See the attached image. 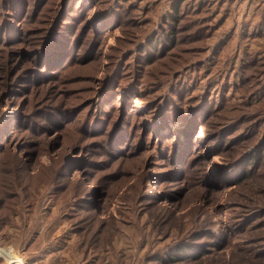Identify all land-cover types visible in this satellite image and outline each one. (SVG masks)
<instances>
[{"label":"rangeland","instance_id":"rangeland-1","mask_svg":"<svg viewBox=\"0 0 264 264\" xmlns=\"http://www.w3.org/2000/svg\"><path fill=\"white\" fill-rule=\"evenodd\" d=\"M169 1L0 0L3 264H168L209 245L179 263L264 264V157L231 177L263 136L264 0H209L224 24L172 59L142 51ZM72 227L86 254L63 244Z\"/></svg>","mask_w":264,"mask_h":264},{"label":"trees","instance_id":"trees-1","mask_svg":"<svg viewBox=\"0 0 264 264\" xmlns=\"http://www.w3.org/2000/svg\"><path fill=\"white\" fill-rule=\"evenodd\" d=\"M225 3L224 1H217L212 3V7L215 8L214 13L211 12L208 7L210 4L209 0H170L165 4L168 7L166 10V19L162 28L155 32L151 39L149 38L148 42L145 44V48L142 51L146 50V54L154 55L164 52L165 54L168 51V55H170V59L176 54H172V48H176L177 50L183 48V54L193 53L192 51H196L197 47H203L206 44V41L222 24H224L223 16H220L219 12H216L217 8H219L220 4ZM216 12V13H215ZM224 12V11H223ZM226 13V12H225ZM190 19H194L191 21ZM214 22L215 26H212L211 23ZM264 24V22L262 23ZM262 25L260 24V28ZM168 48V50H167ZM144 53V54H145ZM201 52H194V55H197L193 58L202 57L199 54ZM145 54V55H146ZM163 55V54H162ZM181 55V54H180ZM177 56V55H176ZM179 56V55H178ZM182 56V55H181ZM260 64V66H258ZM254 71L251 73L253 75L264 76V61L256 62L252 67ZM260 124H256L257 129ZM238 126V123H237ZM243 130H247V128L243 127ZM263 136L253 145L255 149L251 154V158L246 163L240 162L239 165L235 167L233 170V175L231 177H239V179L243 180V177L246 176L247 170L252 167L256 156H259L258 163L264 157V127H263ZM257 131H253L252 136H254ZM239 175V176H238ZM228 178V177H227ZM64 235L63 244L67 245L70 242V237L74 235H78L82 238L78 247V254H80L83 250V254H86V250L88 248L87 242H83V238L89 239L88 233L81 232L79 228L72 227ZM215 246L209 245L201 251H197L193 253V255H185L181 246L177 247L174 251L170 252L167 256H164V260L169 262L168 264H180L179 262H192L193 260H197L200 257L202 258L205 253H209ZM53 248V247H52ZM160 263L149 262L148 264H163L160 260H153ZM90 264L89 262H87Z\"/></svg>","mask_w":264,"mask_h":264},{"label":"crops","instance_id":"crops-1","mask_svg":"<svg viewBox=\"0 0 264 264\" xmlns=\"http://www.w3.org/2000/svg\"><path fill=\"white\" fill-rule=\"evenodd\" d=\"M7 255V254H6ZM0 264H3V262L1 261V258H0ZM5 264V263H4Z\"/></svg>","mask_w":264,"mask_h":264},{"label":"built area","instance_id":"built-area-1","mask_svg":"<svg viewBox=\"0 0 264 264\" xmlns=\"http://www.w3.org/2000/svg\"><path fill=\"white\" fill-rule=\"evenodd\" d=\"M1 248V247H0Z\"/></svg>","mask_w":264,"mask_h":264}]
</instances>
